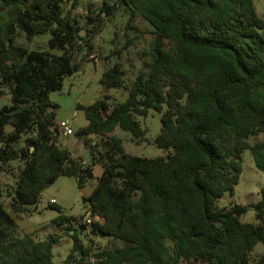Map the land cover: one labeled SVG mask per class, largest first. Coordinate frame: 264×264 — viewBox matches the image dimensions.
<instances>
[{
    "label": "trees",
    "instance_id": "obj_1",
    "mask_svg": "<svg viewBox=\"0 0 264 264\" xmlns=\"http://www.w3.org/2000/svg\"><path fill=\"white\" fill-rule=\"evenodd\" d=\"M69 1L74 8L77 0H0V97H8L0 106V177L13 178L7 202L0 198V264H264V252L252 256L264 245V187L250 205L218 204L234 194L245 149L264 171L262 15L248 0H101L83 15L66 9ZM119 10L128 16L126 29L144 18L151 39L128 85L114 61L99 79L103 94L76 104L86 119L74 131L89 152L84 161L59 141L58 104L49 94L94 58L93 36ZM120 52L112 48L104 59ZM111 87L124 88L125 99L110 102ZM150 110L160 113L153 143L165 156L128 153L114 133L119 127L135 144L146 140L138 117ZM94 164L102 167L98 177ZM60 175L73 176L78 187L95 183L84 198L90 223L49 203L58 211L51 222L71 238L55 262L62 234L35 239L12 213L35 211ZM248 207L256 222L240 220ZM96 237L111 243L98 247Z\"/></svg>",
    "mask_w": 264,
    "mask_h": 264
},
{
    "label": "rangeland",
    "instance_id": "obj_2",
    "mask_svg": "<svg viewBox=\"0 0 264 264\" xmlns=\"http://www.w3.org/2000/svg\"><path fill=\"white\" fill-rule=\"evenodd\" d=\"M101 0H77L75 7H72V1L66 3V9L71 10L72 13L83 15L86 12L89 2L97 5ZM248 8L260 13L264 18V0H248ZM128 16L123 10H119L114 17H111L104 23L102 30L92 38L94 44L93 55L94 58L87 59L82 62L78 70L66 77L60 89L53 90L49 94V98L58 104L56 109V118L70 117L76 112V118L73 121L75 128L83 125L86 121L83 111L76 107L77 103L85 104L93 101L101 96L104 92L99 79L102 75L103 69L107 64L118 61L125 70L126 84L128 85L131 79L137 73L141 65L139 53L142 49H147L151 39V26L141 16L136 17L133 21L135 29H126V22ZM142 30V33L139 31ZM49 35H37L34 37V42L30 43L31 47L38 44H43ZM23 39V38H22ZM131 39L130 44L126 48H122L123 44ZM112 48H119L120 54L113 56L109 60H105L104 56L109 53ZM122 48V49H121ZM82 52H77L73 61H78ZM107 92L111 95L110 102L115 103L125 99L127 91L124 88H109ZM8 103V97H0V106ZM141 126L146 129V140L139 144H135L131 139V134L128 131L116 127L114 133L122 139L125 151L134 155L146 157H161L166 155V150L156 146L153 143L154 137L160 131V113L150 110L147 116H139ZM73 143L68 144L67 147L74 155H83L89 157L88 150L83 143L73 134L70 135ZM261 135L251 137V141L261 139ZM93 139H96L92 136ZM65 145V144H63ZM94 181V180H92ZM92 181L88 182L91 183ZM13 183V178L4 173L0 177V198L7 202L8 197L5 188ZM50 187V188H49ZM264 187V171L258 169L254 165L252 155L248 149L242 153V171L239 176V181L235 185L234 194L225 193L218 199V204L221 206H229L232 203H240L250 205L259 200V190ZM49 189H44L41 194L40 201L36 204L35 211L29 214H22L17 217L21 231L30 233L35 239H45L48 235L59 233L61 229L58 225L51 222L58 211L48 205V199L55 195V190L71 192L76 189V184L71 177H58L57 181L48 186ZM75 194V193H74ZM85 199L81 194H75L74 198L69 200V205L65 211L69 214L78 215L84 213ZM86 213V212H85ZM240 220L242 222H256L255 211L253 207H248L247 211L241 214ZM61 233V232H60ZM57 241L53 245V261L59 262L65 258L70 247L71 238L61 233ZM98 247L110 244L111 240L107 238L96 237ZM264 252V245L258 243L252 256L257 260Z\"/></svg>",
    "mask_w": 264,
    "mask_h": 264
},
{
    "label": "crops",
    "instance_id": "obj_3",
    "mask_svg": "<svg viewBox=\"0 0 264 264\" xmlns=\"http://www.w3.org/2000/svg\"><path fill=\"white\" fill-rule=\"evenodd\" d=\"M90 103V102H89ZM85 104H88V103H85ZM82 110V109H81ZM83 111V110H82ZM83 114H84V112H83ZM85 117V116H84ZM66 118H68V117H66ZM60 119H63V118H60ZM60 119H58V118H56V121H58V120H60ZM86 124V121H85V123L83 124V125H85ZM83 125H79V126H83ZM75 128V127H74ZM76 129V128H75ZM59 141L62 143V144H65V146L67 145V143L68 144H71V143H73V139L70 137V135H63V134H60L59 135ZM79 141V140H78ZM74 155V154H73ZM74 156H80V157H83V159H84V161H88V159L90 158V155H89V157L87 158V157H84L83 155H74ZM101 172H102V167H101V165H99V164H94L93 165V174H94V176L95 177H98V176H100V174H101ZM62 176H66V177H71V178H73L74 179V181H75V184H76V189L74 190H72L71 192H67L66 190L64 191H59V190H55V195L54 196H52V197H50L49 199H48V205H49V203H50V199H55V202L53 203V205H58V206H60L63 210H64V212L66 213V214H69V213H67L66 211H65V208L67 207V206H70L69 204V200L72 198H74V195L75 194H81L84 198L85 197H88L89 195H90V193L92 192V190H93V186H94V183H95V181H92L91 183H87L86 185H84V186H82V187H78V185H77V182H76V180H75V178L73 177V176H67V175H60L59 177H62ZM58 179V178H57ZM57 179L55 180V182L57 181ZM50 186V185H49ZM50 188V187H49ZM49 188H46V189H49ZM46 189H45V191H46ZM75 193V194H74ZM41 198V197H40ZM84 209H85V211H84V213H82V214H85V212L87 211V210H89V206H88V204L86 203V202H84ZM38 208H36V210H37ZM82 214H78V215H82ZM12 215L16 218V220H17V217H19V216H17V215H15L14 213H12ZM70 215H73V214H70ZM18 222V221H17ZM19 224V223H18ZM61 232V231H60ZM70 233H72V230L70 231Z\"/></svg>",
    "mask_w": 264,
    "mask_h": 264
},
{
    "label": "built area",
    "instance_id": "obj_4",
    "mask_svg": "<svg viewBox=\"0 0 264 264\" xmlns=\"http://www.w3.org/2000/svg\"><path fill=\"white\" fill-rule=\"evenodd\" d=\"M76 118V112H74L69 118H63L57 121V128L59 131V135H73L75 128L73 126V121ZM55 199H50V203H54ZM85 223H90V216H89V210L86 211L84 214V217L82 219Z\"/></svg>",
    "mask_w": 264,
    "mask_h": 264
}]
</instances>
